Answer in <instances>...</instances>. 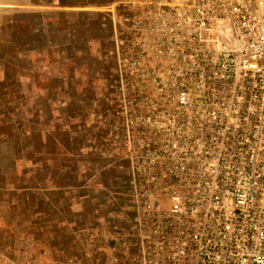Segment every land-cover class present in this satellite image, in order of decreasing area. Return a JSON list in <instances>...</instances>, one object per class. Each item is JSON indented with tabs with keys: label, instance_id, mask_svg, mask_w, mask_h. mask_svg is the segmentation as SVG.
Wrapping results in <instances>:
<instances>
[{
	"label": "built area",
	"instance_id": "2783aa9c",
	"mask_svg": "<svg viewBox=\"0 0 264 264\" xmlns=\"http://www.w3.org/2000/svg\"><path fill=\"white\" fill-rule=\"evenodd\" d=\"M125 7L112 134L142 250L153 264H264V0Z\"/></svg>",
	"mask_w": 264,
	"mask_h": 264
},
{
	"label": "rangeland",
	"instance_id": "374dc122",
	"mask_svg": "<svg viewBox=\"0 0 264 264\" xmlns=\"http://www.w3.org/2000/svg\"><path fill=\"white\" fill-rule=\"evenodd\" d=\"M3 10L0 85L16 89V142L25 145V157L52 166L56 181L62 175L69 189L63 197L79 199L78 218L66 215L73 230L54 241L62 244L60 251L48 253L45 264H153L154 253L141 248L122 142L112 134L123 100V47L118 54L116 44L123 26L115 25L112 39L96 44L93 36L107 30L88 13L58 20L16 13L11 26ZM24 91L31 100L26 104ZM129 95L137 100L134 90Z\"/></svg>",
	"mask_w": 264,
	"mask_h": 264
},
{
	"label": "crops",
	"instance_id": "0c3cea01",
	"mask_svg": "<svg viewBox=\"0 0 264 264\" xmlns=\"http://www.w3.org/2000/svg\"><path fill=\"white\" fill-rule=\"evenodd\" d=\"M125 5L126 0H0L11 26L16 13H39L57 20L64 14L88 13L107 30L93 36L96 44L111 40L115 25L128 27ZM27 101L31 100L24 91V104ZM16 107L14 86L0 85V264H45L48 253L60 251L62 244L54 241L73 230L66 215L69 212L78 218L79 199L63 197L64 189H69L61 174L56 181L52 166L23 155L25 145L16 142L21 135L16 133Z\"/></svg>",
	"mask_w": 264,
	"mask_h": 264
}]
</instances>
